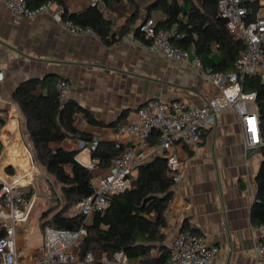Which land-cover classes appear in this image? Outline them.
<instances>
[{"label":"crops","instance_id":"obj_1","mask_svg":"<svg viewBox=\"0 0 264 264\" xmlns=\"http://www.w3.org/2000/svg\"><path fill=\"white\" fill-rule=\"evenodd\" d=\"M176 2L182 22L190 5L198 4L196 0ZM62 4L68 13L76 14L90 7L88 0H62ZM258 6L254 13L248 8L249 21L264 15V0H259ZM98 10L112 23L105 39L88 31L72 34L52 13L31 20L14 16L0 2V68L5 72L0 83V174L27 188L26 200L31 204L27 220L15 226L18 264H35L44 256L39 218L47 202L61 198L59 187L48 179L27 143L25 120L13 100L18 85L50 78L56 90L58 80L68 81L67 101L77 103L98 122L90 124L81 113L75 116L74 126L93 140L119 143L124 149L138 143L133 134L123 130L135 120L137 109L153 100H188L203 105L220 93L218 87L202 80L195 65L199 59L212 69L222 62L213 46L203 57L191 45L186 50L194 48V52L187 60H167L145 46L137 33L146 18L163 20L160 10L148 9L141 0H101ZM44 92L39 87L36 90V94ZM150 144L155 145L154 136ZM50 146L79 150L75 157L79 164L92 161L87 147L77 139ZM258 149L250 154L245 148L241 123L231 110L219 116L216 129L203 133L200 144L175 149L181 171L165 211L168 247L178 233L191 228L218 249L211 264L255 262L259 226L252 223L250 210L262 161ZM106 171L99 168L98 174ZM136 175L137 170L131 186ZM55 191L57 196L51 194ZM72 209L79 212L76 206ZM259 258L264 261V256Z\"/></svg>","mask_w":264,"mask_h":264},{"label":"built area","instance_id":"obj_2","mask_svg":"<svg viewBox=\"0 0 264 264\" xmlns=\"http://www.w3.org/2000/svg\"><path fill=\"white\" fill-rule=\"evenodd\" d=\"M250 0H217V16L224 20L226 29L236 40L244 42V49L234 62V70L221 73L205 68L199 59L195 65L200 69L202 80L218 87V96L207 100L203 105H196L188 100L164 102L153 100L146 106L137 109L135 120L127 124L123 130L137 138V145L122 148L115 146L119 152L114 156L104 175L98 174L95 161L81 164L92 175L90 186L92 193L76 207L85 218V222L95 212H104L110 206V196L120 194L130 188L134 172L139 166L156 156L166 160L169 177L174 184L180 181L181 162L175 152L176 148L187 145L197 146L205 131L217 127L219 116L231 110L242 126L244 146L247 150L259 148L262 144L259 130L258 108L255 103L256 94L243 90L244 80L248 76H257L264 84V15H257L249 21V10L246 2ZM14 16L31 20L38 15L52 13L72 33L85 30L63 20L66 13L63 5L47 1L31 8L26 0H0ZM89 6L99 9L101 0H88ZM94 34V33H93ZM142 43L151 51L167 60L185 61L194 48L184 50L177 48L173 40L186 37L176 26L164 29L156 25L152 18H146L139 26ZM5 72L0 68V83ZM70 84L64 79L58 80L56 92L60 107L67 101ZM3 98L0 94V103ZM155 137V145L150 138ZM98 146L93 140L86 147L91 153ZM27 188L20 186L16 180L0 174V264H18L15 240V226L28 218L31 204L27 202ZM259 243L255 248L256 260L253 264H264L259 257L264 256V224L258 227ZM44 256L35 264H137L129 260L123 252H115L111 256L102 254L96 258L91 252L83 259L78 255V239L86 234L85 229L67 231L52 227L43 228ZM151 255L156 256L154 249ZM218 249L210 245L206 238L189 228L178 233L169 245V257L163 264H211Z\"/></svg>","mask_w":264,"mask_h":264},{"label":"trees","instance_id":"obj_3","mask_svg":"<svg viewBox=\"0 0 264 264\" xmlns=\"http://www.w3.org/2000/svg\"><path fill=\"white\" fill-rule=\"evenodd\" d=\"M47 1L63 5L62 0H26L31 8ZM141 1L148 9L161 11L163 20L156 21L158 27L167 29L176 26L186 34L183 39L173 40L174 46L185 50L193 45L196 54L201 57L209 54L213 46L222 62L214 65L212 70L227 73L234 69V62L244 49V42L234 39L226 29L224 20L218 18L217 0H196L198 4L190 5L185 22L179 19L181 10L176 0ZM258 2L250 0L246 2V7L254 13L259 7ZM62 19L78 28L90 30L102 39L106 38L112 25L94 7L78 14L66 11ZM38 87L45 92L36 94ZM243 90L256 94L255 103L258 108L262 141L258 151L262 161L256 175V192L250 219L256 226H261L264 224V84L257 76H248L244 80ZM13 100L25 120L27 143L35 160L61 192V198L54 200V205L40 215L42 229L46 226L67 231L84 228L86 234L79 237L77 244L80 259L88 252L95 257L123 252L129 260L138 261L139 264H163L169 257L164 234L167 228L165 211L174 185L168 174L166 160L157 156L139 166L134 185L120 194L111 195L109 208L104 212H95L85 222L80 211L72 215H68L67 211L91 195L92 175L76 161L79 150H54L50 145L74 138L86 147L93 139L74 126L75 116L84 113L90 124L98 122L74 101L68 100L60 107L54 82L50 78L21 83L13 92ZM2 123L0 120V125ZM118 152L119 148L114 143L98 141L90 157L98 168L106 170ZM152 249L156 256L151 255ZM93 264L102 263L95 261Z\"/></svg>","mask_w":264,"mask_h":264},{"label":"rangeland","instance_id":"obj_4","mask_svg":"<svg viewBox=\"0 0 264 264\" xmlns=\"http://www.w3.org/2000/svg\"><path fill=\"white\" fill-rule=\"evenodd\" d=\"M80 158H81V156H80ZM56 191H57V190H56ZM56 191H55V192H52L51 194H52V195L55 194L54 196H57ZM53 205H54L53 201L47 202V203H46L45 210H46L48 207H52ZM76 212H78L76 209H70V210L67 211V213H68L69 215H72V214H74V213H76ZM42 231H43V230H42Z\"/></svg>","mask_w":264,"mask_h":264},{"label":"water","instance_id":"obj_5","mask_svg":"<svg viewBox=\"0 0 264 264\" xmlns=\"http://www.w3.org/2000/svg\"><path fill=\"white\" fill-rule=\"evenodd\" d=\"M248 152H250V154H251V153L255 152V149L254 148L253 149H249Z\"/></svg>","mask_w":264,"mask_h":264}]
</instances>
